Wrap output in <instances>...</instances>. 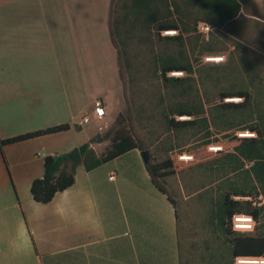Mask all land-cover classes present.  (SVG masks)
I'll return each mask as SVG.
<instances>
[{
    "label": "crops",
    "instance_id": "crops-1",
    "mask_svg": "<svg viewBox=\"0 0 264 264\" xmlns=\"http://www.w3.org/2000/svg\"><path fill=\"white\" fill-rule=\"evenodd\" d=\"M111 4L0 0V139L72 126L0 149V264H181L179 212L137 149L91 171L81 164L48 204L32 195L46 157L110 148L96 141L94 111L102 101L111 124L124 106Z\"/></svg>",
    "mask_w": 264,
    "mask_h": 264
},
{
    "label": "trees",
    "instance_id": "trees-1",
    "mask_svg": "<svg viewBox=\"0 0 264 264\" xmlns=\"http://www.w3.org/2000/svg\"><path fill=\"white\" fill-rule=\"evenodd\" d=\"M248 8L254 16L261 17L256 0H112L110 9V31L119 61L127 72L130 84L135 82L138 65L142 58H147L154 75L160 79L164 89L161 100L163 112L169 129L185 131L201 128L208 130V138L200 151H191L189 155L207 154L209 147H223L221 155L234 157L236 169L243 168L246 162L253 163L250 173L254 176L259 188H236L226 193L218 205L212 209L209 217L210 225L221 230L227 236V248L220 249L217 264H235L236 258L264 257V211L248 201H235L234 196L248 197L264 193V116L260 115L257 125H251L255 112L252 110L254 96L249 89H225L220 98H241L240 103H222L216 106L221 114L206 116L205 108L200 100H192L191 94L196 92L194 70L190 59L189 44L200 39L197 25L207 22L213 27H229L233 29L241 12ZM166 31H179L178 36L163 37ZM233 32V31H232ZM239 45V44H238ZM191 47V48H192ZM212 52L211 43L203 47ZM144 64V63H143ZM172 72H185V78L171 77ZM121 79L125 78L121 71ZM127 97V90H126ZM181 100H178L179 98ZM128 103V99L126 100ZM179 117H190L180 120ZM120 128L109 131L103 138L110 140V148L106 154L98 158L89 143L80 146L83 164L88 171L107 163L131 150L152 151V146L142 142L134 132L125 127L123 118H119ZM81 130V127H76ZM216 128L222 137L213 136ZM72 129L70 124L59 125L45 130L28 133L15 138L1 140L0 149L4 146L29 141L47 135L58 134ZM251 130L257 132V138H239L237 131ZM199 131V130H197ZM233 131V133H230ZM235 131V132H234ZM184 153V152H183ZM224 153V154H223ZM182 154V153H181ZM81 164L74 162L68 154L48 156L45 159V173L32 184V195L38 203L52 202L58 193L64 192L76 183L77 170ZM188 164L179 160L178 155L159 160L151 152V161L146 164L151 180L156 188L167 195L178 210L177 201L167 187V179ZM245 213L255 217L258 226L254 234L236 233L232 229L231 219L235 214ZM179 219V214H178ZM226 242V241H225ZM214 258V257H213ZM182 264V262H181Z\"/></svg>",
    "mask_w": 264,
    "mask_h": 264
},
{
    "label": "rangeland",
    "instance_id": "rangeland-1",
    "mask_svg": "<svg viewBox=\"0 0 264 264\" xmlns=\"http://www.w3.org/2000/svg\"><path fill=\"white\" fill-rule=\"evenodd\" d=\"M256 2L261 17L254 16L250 9L245 8L233 29L213 27L209 39L197 32L200 39L192 41L193 47L189 44L193 77L199 92L198 95L193 92L190 97L196 101L200 98L206 116L210 119L211 115L221 114L216 106L227 103L220 98V92L225 89H249L253 94L252 110L255 115L251 125H257L259 116H264V0ZM209 43L215 49L212 52L203 50ZM207 57H225V61L210 62L206 60ZM138 65L135 82L130 84L129 75L121 64L125 78L124 106L121 114L111 119V124L106 117L101 120L102 138L109 131L120 128L119 118L122 117L125 127L132 130L142 142L151 145L152 155L159 160L200 151L208 138V130L169 129L163 112L167 104L161 100L164 89L160 79L154 75L147 58H142ZM187 76L190 75L176 78ZM229 99H239V102L232 101L234 103L243 101L241 98ZM212 132L215 138L223 136L216 128ZM109 141L104 140L103 143ZM220 152L209 149L207 154L202 152L199 156L193 155L195 159L186 162V168L167 179V187L178 204L182 264H217L220 249L227 248V236L210 225L212 209L233 189L260 187L250 173L253 163L246 162L243 168L236 169L237 159L227 154L223 156ZM260 193L263 192L259 190Z\"/></svg>",
    "mask_w": 264,
    "mask_h": 264
},
{
    "label": "built area",
    "instance_id": "built-area-1",
    "mask_svg": "<svg viewBox=\"0 0 264 264\" xmlns=\"http://www.w3.org/2000/svg\"><path fill=\"white\" fill-rule=\"evenodd\" d=\"M213 26L208 24L207 22H200L197 25V32L202 35L203 37L209 39L211 33L213 32ZM179 31H166L163 33V35L167 36H174L178 35ZM207 61L210 62H223L225 61V57H207ZM185 72H172L170 76L172 77H183L185 76ZM231 100L233 99H225V102L227 103H234ZM242 100V99H240ZM239 102V101H237ZM106 117V110L102 103V101H97L95 103V111H94V118L98 120H103ZM180 120H189L190 117H179ZM92 121V116L87 115L83 117L81 120V125L89 124ZM236 136L239 138H257V132L251 131V130H245V131H237ZM210 150H213L215 152L223 151V147L221 146H215L212 145L209 147ZM179 160L184 162H189L195 159L193 155L183 154L178 156ZM111 179H114V176L111 177ZM235 201H248L253 204V206L257 208H261L264 211V193H260L257 196H248V197H240L236 196L233 197ZM231 225L232 229L236 233H242V234H254L256 232L258 221L255 219L253 215L245 214V213H239L235 214L231 219ZM235 264H264V257L262 258H245V257H238L236 258Z\"/></svg>",
    "mask_w": 264,
    "mask_h": 264
},
{
    "label": "water",
    "instance_id": "water-1",
    "mask_svg": "<svg viewBox=\"0 0 264 264\" xmlns=\"http://www.w3.org/2000/svg\"><path fill=\"white\" fill-rule=\"evenodd\" d=\"M96 141L99 143H102L104 140L102 136L99 134L96 137ZM142 158L146 164H148L151 161V152L149 150H145L141 152ZM68 156L70 159H72L74 162L81 164L83 162V156L81 154L80 148L77 147L74 150H72L70 153H68Z\"/></svg>",
    "mask_w": 264,
    "mask_h": 264
},
{
    "label": "bare ground",
    "instance_id": "bare-ground-1",
    "mask_svg": "<svg viewBox=\"0 0 264 264\" xmlns=\"http://www.w3.org/2000/svg\"><path fill=\"white\" fill-rule=\"evenodd\" d=\"M231 101H234V102H235V101H239V99H233V100H231Z\"/></svg>",
    "mask_w": 264,
    "mask_h": 264
}]
</instances>
